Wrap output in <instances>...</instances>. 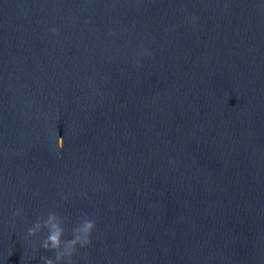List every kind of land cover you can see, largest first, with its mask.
Masks as SVG:
<instances>
[{"label": "water", "instance_id": "water-1", "mask_svg": "<svg viewBox=\"0 0 264 264\" xmlns=\"http://www.w3.org/2000/svg\"><path fill=\"white\" fill-rule=\"evenodd\" d=\"M49 212L73 264H264V0H0V264Z\"/></svg>", "mask_w": 264, "mask_h": 264}, {"label": "clouds", "instance_id": "clouds-1", "mask_svg": "<svg viewBox=\"0 0 264 264\" xmlns=\"http://www.w3.org/2000/svg\"><path fill=\"white\" fill-rule=\"evenodd\" d=\"M54 33L56 29L52 30ZM55 134V133H53ZM64 141L57 137L55 140V148L57 152L63 148ZM59 159V155L57 156ZM20 211L13 213L19 216ZM65 220L53 212L47 214V218L38 217L31 228L27 230V237H34L42 230L47 232L46 237L41 243V248L45 251L54 253V257H41L42 264H73L72 257L77 252V248H85L90 245L91 234L95 229V221L83 218L71 230V239H63L65 235Z\"/></svg>", "mask_w": 264, "mask_h": 264}]
</instances>
